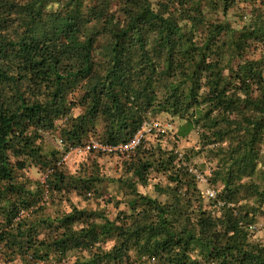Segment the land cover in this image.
<instances>
[{"label": "trees", "instance_id": "obj_1", "mask_svg": "<svg viewBox=\"0 0 264 264\" xmlns=\"http://www.w3.org/2000/svg\"><path fill=\"white\" fill-rule=\"evenodd\" d=\"M239 1L0 0L7 261L264 264V242L251 230L264 216V53L251 55L264 47V1L246 0L236 28L227 16ZM158 115L177 120L176 139L197 130L202 149L181 155L162 146V135L155 144L144 137L123 161L127 209L113 219L99 209H58L71 192L100 196L106 180L96 168L67 172L68 152L90 136L126 143ZM60 119L64 150L45 148L43 132ZM202 150L214 163L208 182L217 195L208 204L191 166ZM32 166L43 181L20 174ZM153 173L166 178L154 183L164 200L137 188Z\"/></svg>", "mask_w": 264, "mask_h": 264}, {"label": "rangeland", "instance_id": "obj_2", "mask_svg": "<svg viewBox=\"0 0 264 264\" xmlns=\"http://www.w3.org/2000/svg\"><path fill=\"white\" fill-rule=\"evenodd\" d=\"M264 0H257V4L263 2ZM264 3V2H263ZM250 5V1L241 0L236 3L230 10L227 16L228 21L233 25V27L239 28L241 25V15L247 13ZM264 53V47H253L251 55L260 57ZM77 94V93H76ZM82 112L81 107H76L72 114L74 116L79 115ZM64 119L57 121L58 127L53 131L43 132V145L45 148H56L61 151L64 150V145L59 144V138H61L60 128L63 126ZM159 122L161 124V132L153 131L146 134L145 139L148 144L157 143V137H163L162 146L169 149H176L181 155L190 152L191 149H202L200 143L199 132L194 130L189 136L176 139L174 133L176 132L177 120L173 121L168 115H158L153 118L152 122ZM100 126L98 127V129ZM91 137V138H90ZM85 139V142L90 141L96 136H90ZM130 153H120L119 155H108L102 154L98 151H76L75 149L68 152L63 158L64 168L67 172L74 175H84L93 170V168L99 169L101 175L105 177V182L101 185V195H96L94 193H87L86 195H79L76 192H71L64 197L61 203H57L58 209L70 211L73 206L79 208L88 209H99L107 213V215L113 219L117 212L121 209H127L126 201L129 199V189L125 186V182L120 181V177L126 178L127 175L123 169V161L130 157ZM191 166H195L194 171L200 175L207 178L205 181H199V188L206 197V204H208V197L206 193L209 189H215L211 183L208 182V177L210 176L211 170L214 167V163L209 161L207 156V151L202 150L196 155L191 157ZM24 177H29L32 180H41L45 178V174L37 167H28L20 173ZM161 182L166 184V178L161 174L153 173L151 175V182L144 186L140 183L137 184V188L142 193L158 196L160 199L164 200V195H158L154 189V183ZM110 199V200H108ZM210 207V206H209ZM50 209H54L51 206ZM254 239L264 242V216H260L256 222V229ZM113 241L107 240L104 243L106 248L112 245ZM76 254L71 256L70 261H74ZM71 262V263H72ZM0 264H22V262L17 259L15 261H7L3 254L0 252ZM40 264H53V262L40 263Z\"/></svg>", "mask_w": 264, "mask_h": 264}, {"label": "built area", "instance_id": "obj_3", "mask_svg": "<svg viewBox=\"0 0 264 264\" xmlns=\"http://www.w3.org/2000/svg\"><path fill=\"white\" fill-rule=\"evenodd\" d=\"M161 124L157 121L155 122H146L143 125V128L128 142L126 143H121L118 145H104L101 144L100 142H98L97 140H90L76 148H74L76 151H102L105 153H130L133 150H135L136 147H138L141 142L143 141V138L146 136V134L155 131H159L161 132ZM59 144L63 145L64 144V140L63 138H59ZM73 150V149H72ZM198 179L199 181H205L207 180L206 177H204L203 175H200L197 173ZM217 195V191L215 189H209L206 193V196L208 198H215ZM220 205V203H219ZM256 229V225L251 227V230Z\"/></svg>", "mask_w": 264, "mask_h": 264}]
</instances>
